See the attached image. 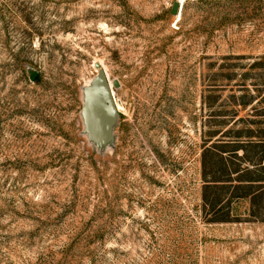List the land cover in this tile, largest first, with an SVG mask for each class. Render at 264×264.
<instances>
[{
	"label": "rangeland",
	"instance_id": "374dc122",
	"mask_svg": "<svg viewBox=\"0 0 264 264\" xmlns=\"http://www.w3.org/2000/svg\"><path fill=\"white\" fill-rule=\"evenodd\" d=\"M185 1L0 0V264H264V184L253 214L198 208L202 146L264 131V0ZM93 60L119 80L103 155Z\"/></svg>",
	"mask_w": 264,
	"mask_h": 264
},
{
	"label": "trees",
	"instance_id": "16d2710c",
	"mask_svg": "<svg viewBox=\"0 0 264 264\" xmlns=\"http://www.w3.org/2000/svg\"><path fill=\"white\" fill-rule=\"evenodd\" d=\"M209 1L219 5L220 0ZM188 0L182 5L185 7ZM218 10V8H217ZM222 18V17H221ZM231 140L215 138L203 145L199 152V176L201 179L198 208L202 215L215 208L208 221L227 220L225 215L216 214L221 207V198L249 199L250 214L258 210L263 200L264 184V131L257 132L252 126L234 131ZM256 203L255 208H251Z\"/></svg>",
	"mask_w": 264,
	"mask_h": 264
},
{
	"label": "water",
	"instance_id": "95a60500",
	"mask_svg": "<svg viewBox=\"0 0 264 264\" xmlns=\"http://www.w3.org/2000/svg\"><path fill=\"white\" fill-rule=\"evenodd\" d=\"M181 4L182 0H172L169 8L172 16L179 15ZM92 65L94 72L79 85L78 134L93 152L103 155L115 145L118 109L112 87H118L119 80L116 77L109 80L99 60H93ZM24 69L28 79L33 80L38 70L30 64H25Z\"/></svg>",
	"mask_w": 264,
	"mask_h": 264
},
{
	"label": "bare ground",
	"instance_id": "6f19581e",
	"mask_svg": "<svg viewBox=\"0 0 264 264\" xmlns=\"http://www.w3.org/2000/svg\"><path fill=\"white\" fill-rule=\"evenodd\" d=\"M178 17V16H177Z\"/></svg>",
	"mask_w": 264,
	"mask_h": 264
}]
</instances>
